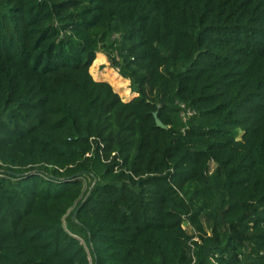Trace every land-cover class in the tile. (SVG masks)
I'll return each instance as SVG.
<instances>
[{"label": "trees", "instance_id": "obj_1", "mask_svg": "<svg viewBox=\"0 0 264 264\" xmlns=\"http://www.w3.org/2000/svg\"><path fill=\"white\" fill-rule=\"evenodd\" d=\"M0 168V264H264V0H0Z\"/></svg>", "mask_w": 264, "mask_h": 264}, {"label": "rangeland", "instance_id": "obj_2", "mask_svg": "<svg viewBox=\"0 0 264 264\" xmlns=\"http://www.w3.org/2000/svg\"><path fill=\"white\" fill-rule=\"evenodd\" d=\"M101 53V52H100ZM97 55V54H96ZM103 59L92 62V64L89 67V71L94 79L98 80H105L110 83L112 88L119 94V96L127 100L129 98H132L136 94L131 91L130 88V81L128 80L127 83H123V80H119L120 75L117 78L113 77V74L116 73V70L111 67L106 55L102 53ZM122 77V76H121ZM123 78V77H122ZM213 168V164H211V169ZM202 220L204 223V226L206 230H209L211 225V220L207 214H203ZM190 231V229H188Z\"/></svg>", "mask_w": 264, "mask_h": 264}, {"label": "built area", "instance_id": "obj_3", "mask_svg": "<svg viewBox=\"0 0 264 264\" xmlns=\"http://www.w3.org/2000/svg\"><path fill=\"white\" fill-rule=\"evenodd\" d=\"M179 107L181 108L180 110V116L182 117L183 120L186 119L187 116H189L192 111L188 109L183 103H179ZM3 169L0 168V175H3Z\"/></svg>", "mask_w": 264, "mask_h": 264}, {"label": "water", "instance_id": "obj_4", "mask_svg": "<svg viewBox=\"0 0 264 264\" xmlns=\"http://www.w3.org/2000/svg\"><path fill=\"white\" fill-rule=\"evenodd\" d=\"M154 117H155V122H156V125L157 126H160V127H165V125L160 121V119L157 117L156 113H154ZM75 214H76V211L73 213L72 215V219L75 218Z\"/></svg>", "mask_w": 264, "mask_h": 264}]
</instances>
